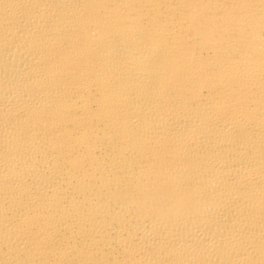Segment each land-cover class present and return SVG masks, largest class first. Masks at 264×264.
Returning <instances> with one entry per match:
<instances>
[{"label": "bare ground", "instance_id": "6f19581e", "mask_svg": "<svg viewBox=\"0 0 264 264\" xmlns=\"http://www.w3.org/2000/svg\"><path fill=\"white\" fill-rule=\"evenodd\" d=\"M0 264H264V0H0Z\"/></svg>", "mask_w": 264, "mask_h": 264}]
</instances>
